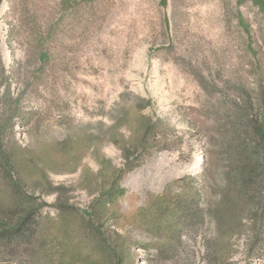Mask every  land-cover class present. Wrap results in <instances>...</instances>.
<instances>
[{"label":"rangeland","instance_id":"obj_1","mask_svg":"<svg viewBox=\"0 0 264 264\" xmlns=\"http://www.w3.org/2000/svg\"><path fill=\"white\" fill-rule=\"evenodd\" d=\"M263 116L264 0H0L13 263L264 264Z\"/></svg>","mask_w":264,"mask_h":264},{"label":"trees","instance_id":"obj_2","mask_svg":"<svg viewBox=\"0 0 264 264\" xmlns=\"http://www.w3.org/2000/svg\"><path fill=\"white\" fill-rule=\"evenodd\" d=\"M259 122L256 132L261 138L260 143L263 145L264 116L260 117ZM9 164L7 163V165ZM8 167L10 170H0L1 178L12 188H19L18 182L13 179L12 167ZM23 200H25V204H19L20 209L15 208L16 205L0 208V264H12L17 262L18 258L39 257L40 250H42L41 235L38 228V209L40 208L33 206L35 201L32 199L28 200L27 197H24Z\"/></svg>","mask_w":264,"mask_h":264}]
</instances>
